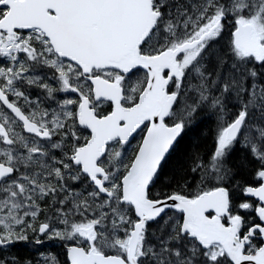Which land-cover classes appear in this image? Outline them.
<instances>
[{
	"label": "snow or ice",
	"instance_id": "snow-or-ice-1",
	"mask_svg": "<svg viewBox=\"0 0 264 264\" xmlns=\"http://www.w3.org/2000/svg\"><path fill=\"white\" fill-rule=\"evenodd\" d=\"M0 264H264V0H0Z\"/></svg>",
	"mask_w": 264,
	"mask_h": 264
}]
</instances>
